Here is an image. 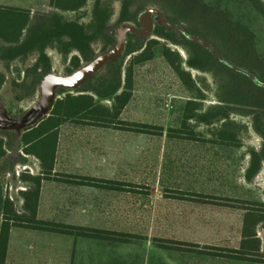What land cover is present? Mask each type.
<instances>
[{"label": "rangeland", "instance_id": "obj_1", "mask_svg": "<svg viewBox=\"0 0 264 264\" xmlns=\"http://www.w3.org/2000/svg\"><path fill=\"white\" fill-rule=\"evenodd\" d=\"M98 3L109 13L104 27L94 23ZM150 9L147 30L144 18ZM25 10L29 18L19 41L0 34V106L13 118L36 105L47 75L76 71L74 54L85 67L113 47L122 26L131 25L137 31L126 33L114 58L88 79L55 92V98L68 92L93 94L99 103L113 106V92L124 88L133 55L151 38L159 42L151 59L135 64L131 99L114 122L73 119L60 125L55 169L44 173L40 219L115 231L117 238L13 226L6 264H264V0H87L74 11L50 5ZM54 14L88 29L94 23L95 38L84 53L67 44ZM166 47L187 71L185 80L165 56ZM23 131L0 125L6 148L0 189L8 197L12 187L17 213L25 212L21 191L32 185L23 175L41 173L40 159L24 151ZM169 135L200 141L195 144L201 149L198 157L181 159L192 160L200 176H176L179 164L173 154L167 159H173L175 169L161 173ZM207 138L225 139L233 150L226 157L211 154L205 147L218 143H202ZM81 176L114 179L121 188L82 185ZM217 176L239 190L240 198L179 188L185 185L182 179L205 185ZM250 209L257 211L259 222L244 224ZM246 226L257 230L261 243L247 258H238L234 253Z\"/></svg>", "mask_w": 264, "mask_h": 264}, {"label": "trees", "instance_id": "obj_2", "mask_svg": "<svg viewBox=\"0 0 264 264\" xmlns=\"http://www.w3.org/2000/svg\"><path fill=\"white\" fill-rule=\"evenodd\" d=\"M87 0H50L49 5L53 8L68 11L78 10L86 4ZM104 11V12H102ZM6 13V14H5ZM94 23H99L101 27L105 26L108 18V10H103L100 3L94 11ZM53 17L57 20L58 25L62 29V33L69 38L68 45L77 49L81 54L86 48L90 47V43L94 40L95 34L90 28L78 22H61L58 14ZM29 11L21 8H9L0 6V34L7 40L19 41L23 29L27 26ZM158 40L151 38L146 47L133 55L125 70L124 88L121 91L115 90L113 106L103 105L99 103L93 94L88 93H66L63 97H57L50 114L44 117L38 124L25 128L22 134V142L24 151L33 154L40 159L42 165V173H51L54 169L59 126L67 120L85 119L93 124H103L114 122V119L125 108L132 96L134 67L135 64L143 63L151 59L155 54V46ZM165 56L171 61L172 66L177 73L185 80V71L181 66L176 65L173 58V51L170 47L164 49ZM71 65L74 69L81 66V58L78 54H74L71 58ZM4 81V75H0V88ZM143 126V125H142ZM4 138L0 137V159L6 155ZM44 175L28 174L23 175L24 180L31 181L32 185L26 190L21 191L24 198L25 212L17 213L14 209L13 202L3 195L0 189V264H6L7 250L9 244L10 230L13 226H25L33 229L59 232L65 234H77L81 236H94L95 238L109 239L117 238L115 231L75 227L68 224H59L53 221L39 219L37 217L39 196ZM81 184L86 185H105L111 184V181L103 183L95 178L80 177ZM259 222V218L255 219ZM92 232L91 235L89 234ZM113 235V236H112ZM245 239L241 249H236L234 256L238 258H247L249 250L260 247V239L257 237L256 231H249L245 227L243 231Z\"/></svg>", "mask_w": 264, "mask_h": 264}, {"label": "crops", "instance_id": "obj_3", "mask_svg": "<svg viewBox=\"0 0 264 264\" xmlns=\"http://www.w3.org/2000/svg\"><path fill=\"white\" fill-rule=\"evenodd\" d=\"M49 2H50V0H0V6L9 7V8L11 7V8L29 9L31 11H34V10H36V8H38L42 5H48L49 6ZM94 125H97V124H94ZM222 140L223 141H221L220 139H214L213 140V139L207 138V139H204V141L202 143H206L209 145L218 143L217 147H205V149L209 150L211 154L225 155V157H226L228 155V153H230L233 149L227 148L229 146H226V145H230V144L227 143V141L225 139H222ZM198 142H200V141H198L195 138L186 137V136L169 135L168 137H166L165 138V144H164L163 151H162L163 156L166 157V159H164V162H163L164 163L163 166H165V167H164V169L161 170V173L163 172V170H165L164 173H169V172L173 171V169H175V168H172V166H171V164L174 163L173 159H167L168 157H171V155L173 154L174 156L177 157V159H175V161L179 164V167L176 168V169H179L178 172L176 173V176L178 175L181 178L182 177L184 178L186 176H191V175L200 176L202 170L200 171V169L197 168V165H196V167L193 168L192 167V164H193L192 160L191 161L188 159L185 161L181 160L182 155L185 156V155L190 154L192 157H198V154L200 155L201 149L195 145ZM219 144H225V146H219ZM56 154H57V152H56ZM55 159H56V157H55ZM55 164H56V162L54 163V169H55ZM209 165L212 167L216 166L215 168H217V165L219 166V163H215L213 161H210ZM40 166H41V173L40 174L44 175V173H42L43 169H42L41 161H40ZM54 169H53V172H54ZM214 174H216V172H214L213 175ZM81 177H91V178H95L97 180L101 179L103 181H111L112 182L111 184H106L104 182L105 185H101V186H98L95 184H92V185L82 184V185L95 186V187L107 188V189H120L121 188L119 183L117 181H115L114 179L98 178V177L96 178L94 176L93 177L92 176H81ZM217 178L218 179H215V181H213V178L209 177L207 179V182L205 183V185H199V183H196V182L190 183L189 181H186V179H182L183 180L182 183L185 185H179V188L181 190H189V192L193 191L195 194H197V192H201V191L205 190V191H203L204 193L209 192L210 195H213V196H222V197L228 196V197L233 198L236 195L237 198H240V195H237V192H239V190L235 192V188H232V186H229L230 185L229 183H227V185H226L227 181H225V179L223 177H222V179H219V177L217 176ZM43 181H44V179L42 180L40 196H41V192H42ZM159 182L161 183V185L167 186V182L165 180H163L162 177H160ZM168 185H172V184L169 182ZM230 188H232V189H230ZM40 196H39V203H40ZM38 215H39V204H38L37 217H38ZM188 215H189L188 212L183 214V216H188ZM257 216H258L257 211H253L252 209H250L244 215V224H245V221H246V223L249 224L250 220L252 221V223H253V221L255 222V219L257 218ZM244 229H245V227H244ZM257 237L260 239V242H261L260 236H257ZM244 239H245V236H243V233H242L240 245L237 248V250L242 248V243H243ZM251 250L252 249L249 250L250 254L252 253ZM250 254L248 253L247 256H250Z\"/></svg>", "mask_w": 264, "mask_h": 264}, {"label": "water", "instance_id": "obj_4", "mask_svg": "<svg viewBox=\"0 0 264 264\" xmlns=\"http://www.w3.org/2000/svg\"><path fill=\"white\" fill-rule=\"evenodd\" d=\"M153 9L145 13L144 21L147 24V30L151 27L150 15ZM128 31H137L131 25L122 26L116 33V43L111 49L105 51L98 57L92 59L85 67H79L69 75H47L41 85V94L36 105L23 117L13 118L7 111L0 106V125L1 126H19L28 128L38 124L44 117L50 114L53 108L55 92L58 86H72L88 79L96 70L114 58L124 47L125 37Z\"/></svg>", "mask_w": 264, "mask_h": 264}, {"label": "built area", "instance_id": "obj_5", "mask_svg": "<svg viewBox=\"0 0 264 264\" xmlns=\"http://www.w3.org/2000/svg\"><path fill=\"white\" fill-rule=\"evenodd\" d=\"M10 192L8 193V198L13 202V204H15L14 203V201H15V198H14V196H13V194H12V187L10 188ZM7 196V195H6ZM21 203L23 204L24 203V198H21Z\"/></svg>", "mask_w": 264, "mask_h": 264}]
</instances>
